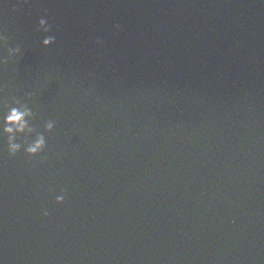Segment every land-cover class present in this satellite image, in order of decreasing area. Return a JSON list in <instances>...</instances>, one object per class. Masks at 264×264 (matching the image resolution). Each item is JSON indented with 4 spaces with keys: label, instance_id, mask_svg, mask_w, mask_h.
Instances as JSON below:
<instances>
[{
    "label": "water",
    "instance_id": "obj_1",
    "mask_svg": "<svg viewBox=\"0 0 264 264\" xmlns=\"http://www.w3.org/2000/svg\"><path fill=\"white\" fill-rule=\"evenodd\" d=\"M114 1L105 0L103 31ZM140 8L145 10L144 6ZM140 14L146 16L152 30L143 33L134 25L119 26V31L114 27L121 24L119 18L111 22L110 27L117 30L121 39L125 37L124 30L128 34H131L129 30L142 34L139 40L145 46L158 17L152 10ZM199 16L206 19L208 15L199 13ZM203 22L192 48L196 51V63L203 71L206 94L224 110L225 117L243 126L252 138L253 131L257 130L262 152L253 162L255 169L264 173V0H224L208 28L202 27ZM101 38L104 42L108 40L107 34ZM101 46L95 44L94 49ZM98 55V63L105 70L102 56ZM103 59L105 61V56ZM19 63L10 66L12 74L6 79L0 74V100L22 98L21 93L31 92L19 84L30 85L35 76L33 70L21 69ZM63 68L66 87L59 84L63 74L54 73L53 77L42 81L37 90L44 92L45 97L46 104L39 110L43 121L49 120L46 115L52 110L56 94L63 102L79 96L80 107L74 111L81 115L94 114L95 108L87 103L88 97L69 84L73 73L71 62ZM95 82L99 85L100 79L95 78ZM156 82L166 86L160 79ZM165 91L168 94L162 100L152 96L150 90L144 94L154 99L153 104L145 105L158 119L165 115L174 99L171 85ZM140 102L144 105V101L136 97L125 108L134 112ZM73 105L76 106L75 101ZM104 118L113 131L119 132L117 137L107 134L105 125L96 118H83L66 126L55 121L44 151L36 156L29 157L21 150L9 157L6 146L0 144V261L3 264H196L181 256L175 260L172 250L167 248L166 257H161L164 246L158 237L155 213L167 218L173 216V210L159 201L156 182L163 176L160 173L165 174V169L161 163H152V156L146 160L147 166L138 167L128 159L126 147L139 150V140H132L131 136L134 133L141 138L149 129H132L123 115ZM42 123L37 121L36 125L42 126ZM76 127L80 136L73 140L72 128ZM19 162L26 169H22ZM66 169L69 173L64 172ZM67 174L73 177V182H69ZM61 192L64 201L56 204L54 198ZM142 192L147 199L140 196ZM124 193L139 196L127 199L120 196ZM200 194L204 198L203 188ZM44 210L49 213L46 217L41 214ZM51 219L58 223L50 226ZM176 228L178 225L171 228L173 233ZM178 230L188 238L186 231ZM24 236L27 241L22 239ZM36 237L38 243L32 242ZM243 245L241 262L236 264L256 261L246 244ZM249 250L263 252L261 261L256 264H264V223L262 245L249 247Z\"/></svg>",
    "mask_w": 264,
    "mask_h": 264
},
{
    "label": "clouds",
    "instance_id": "obj_2",
    "mask_svg": "<svg viewBox=\"0 0 264 264\" xmlns=\"http://www.w3.org/2000/svg\"><path fill=\"white\" fill-rule=\"evenodd\" d=\"M114 27L119 30V25ZM36 30L44 34L40 41L41 47L47 48L55 43L56 37L49 34L52 32V25L43 16L37 21ZM5 41V35L0 32V47L4 46ZM102 43V40L96 41L97 45ZM5 51L6 57L0 56V64L20 55L21 48L19 46L10 47L6 48ZM34 95V92H25L22 98L13 97L10 103L0 100V144L6 146L9 157L15 156L21 150L29 157L42 153L46 147L45 134L51 132L55 126V121L51 119L44 120L42 126L33 123L35 114L30 103ZM63 201V192L54 198L56 204H61ZM41 214L46 217L49 213L44 210ZM0 264L3 262L0 261Z\"/></svg>",
    "mask_w": 264,
    "mask_h": 264
}]
</instances>
